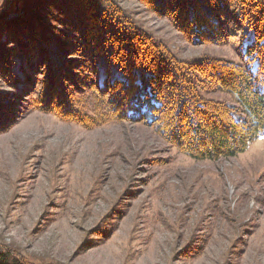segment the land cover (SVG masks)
<instances>
[{
    "label": "rangeland",
    "instance_id": "obj_1",
    "mask_svg": "<svg viewBox=\"0 0 264 264\" xmlns=\"http://www.w3.org/2000/svg\"><path fill=\"white\" fill-rule=\"evenodd\" d=\"M5 1L0 123L9 126L0 130V247L29 264H264V137L236 156L200 160L141 122L85 127L41 111L50 62L83 60L78 18L92 0H16L1 11ZM96 3L121 11L175 58L239 61L231 45L191 43L163 1ZM241 33L239 43L249 44L247 28L233 42ZM105 66L98 64L99 78ZM7 68L19 79L15 88ZM69 71L78 75L74 66ZM190 72L204 100L245 118L227 93Z\"/></svg>",
    "mask_w": 264,
    "mask_h": 264
},
{
    "label": "trees",
    "instance_id": "obj_2",
    "mask_svg": "<svg viewBox=\"0 0 264 264\" xmlns=\"http://www.w3.org/2000/svg\"><path fill=\"white\" fill-rule=\"evenodd\" d=\"M153 1L160 7L164 2L173 24L178 22L191 43L231 45L239 61L205 59L189 63L175 58L129 25L121 11H103L101 2L92 0L84 3L90 9L82 8L78 18L82 27L77 43L84 46L83 60L78 64L50 62L51 75L41 78L39 109L85 127L119 119L141 122L195 159L236 156L256 138L264 137V0ZM89 16L90 20L85 19ZM243 28L252 32V41L240 44L246 36L241 33L233 42ZM102 60L106 66L104 77L99 78ZM73 66L78 75L70 74ZM10 68L4 77L15 88L19 79L9 73ZM113 69L120 77L112 78ZM191 70L227 93L245 118L236 120L223 102L204 100L199 94L203 84L193 79ZM6 126L9 124L0 123V130ZM0 264L29 263L2 246Z\"/></svg>",
    "mask_w": 264,
    "mask_h": 264
},
{
    "label": "water",
    "instance_id": "obj_3",
    "mask_svg": "<svg viewBox=\"0 0 264 264\" xmlns=\"http://www.w3.org/2000/svg\"><path fill=\"white\" fill-rule=\"evenodd\" d=\"M11 1L12 0H6L4 6L1 9V11L5 10L9 6V4L11 3Z\"/></svg>",
    "mask_w": 264,
    "mask_h": 264
}]
</instances>
